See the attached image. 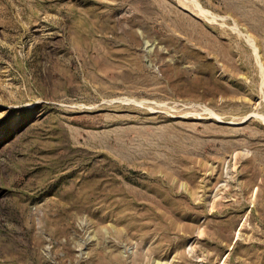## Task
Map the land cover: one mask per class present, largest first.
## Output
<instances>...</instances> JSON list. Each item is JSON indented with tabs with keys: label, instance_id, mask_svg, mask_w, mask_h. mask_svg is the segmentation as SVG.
<instances>
[{
	"label": "rangeland",
	"instance_id": "obj_1",
	"mask_svg": "<svg viewBox=\"0 0 264 264\" xmlns=\"http://www.w3.org/2000/svg\"><path fill=\"white\" fill-rule=\"evenodd\" d=\"M0 264H264V0H0Z\"/></svg>",
	"mask_w": 264,
	"mask_h": 264
}]
</instances>
